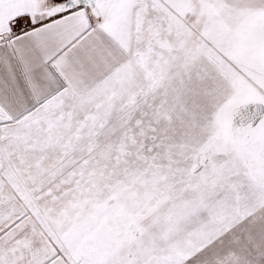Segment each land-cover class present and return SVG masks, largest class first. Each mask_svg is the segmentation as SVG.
Wrapping results in <instances>:
<instances>
[{
    "label": "snow or ice",
    "instance_id": "snow-or-ice-1",
    "mask_svg": "<svg viewBox=\"0 0 264 264\" xmlns=\"http://www.w3.org/2000/svg\"><path fill=\"white\" fill-rule=\"evenodd\" d=\"M0 264H264V0H0Z\"/></svg>",
    "mask_w": 264,
    "mask_h": 264
}]
</instances>
